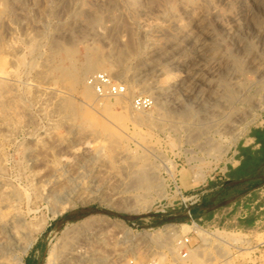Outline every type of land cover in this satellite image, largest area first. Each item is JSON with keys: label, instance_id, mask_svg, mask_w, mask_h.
I'll return each instance as SVG.
<instances>
[{"label": "rangeland", "instance_id": "1", "mask_svg": "<svg viewBox=\"0 0 264 264\" xmlns=\"http://www.w3.org/2000/svg\"><path fill=\"white\" fill-rule=\"evenodd\" d=\"M263 126L264 0H0V264H264Z\"/></svg>", "mask_w": 264, "mask_h": 264}, {"label": "built area", "instance_id": "2", "mask_svg": "<svg viewBox=\"0 0 264 264\" xmlns=\"http://www.w3.org/2000/svg\"><path fill=\"white\" fill-rule=\"evenodd\" d=\"M93 85L95 92L99 95H112V96H118L123 95L125 93V87L120 84H113L109 78L104 74L100 73L97 74L95 77H93ZM138 104L141 105V107H145L146 104L145 99H138ZM196 223H193L194 225ZM197 225V224H196ZM174 246L176 248V252L179 256L185 257L189 252V246H190V240L187 234L181 235L178 237L177 240H175ZM127 264H142L140 260L137 258H130L127 262ZM147 264H151L150 262Z\"/></svg>", "mask_w": 264, "mask_h": 264}, {"label": "crops", "instance_id": "3", "mask_svg": "<svg viewBox=\"0 0 264 264\" xmlns=\"http://www.w3.org/2000/svg\"><path fill=\"white\" fill-rule=\"evenodd\" d=\"M252 132H254V135H250V144L249 146L243 147L246 151H261L264 148V126L261 128H257L255 130H253ZM239 162L237 164V166H235L232 169H237L241 164L243 165V155H241L240 153V157H239ZM258 174V173H257Z\"/></svg>", "mask_w": 264, "mask_h": 264}, {"label": "bare ground", "instance_id": "4", "mask_svg": "<svg viewBox=\"0 0 264 264\" xmlns=\"http://www.w3.org/2000/svg\"><path fill=\"white\" fill-rule=\"evenodd\" d=\"M88 219H89V217L88 218H86V219H83L82 221H80V222H78V226H83L87 221H88ZM196 228H198V225H194ZM181 227V229H186V228H188L187 227V225H181L180 226ZM168 228V227H167ZM166 228V229H167ZM211 235H215V234H211ZM218 238H220L221 240H225V238H229V239H232L233 240V238H231L230 236H226V234L225 235H223V236H218ZM52 243V242H51ZM28 244H30V243H28ZM28 244L26 245V247L24 248V251H26L27 250V248H28ZM55 252H56V248H55V245H54V243H52V245H50V248L48 249V252H47V256H46V264H54V259H55Z\"/></svg>", "mask_w": 264, "mask_h": 264}, {"label": "trees", "instance_id": "5", "mask_svg": "<svg viewBox=\"0 0 264 264\" xmlns=\"http://www.w3.org/2000/svg\"><path fill=\"white\" fill-rule=\"evenodd\" d=\"M250 135L253 136L254 132H251ZM239 151L241 155H244L246 153V150L244 148H239ZM242 162L244 163V158ZM241 170H242V164L236 170L231 168V170L228 172L229 181H233L239 178V176L243 174Z\"/></svg>", "mask_w": 264, "mask_h": 264}]
</instances>
